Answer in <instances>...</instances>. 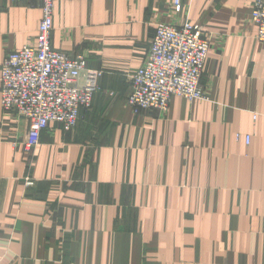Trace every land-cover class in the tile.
Segmentation results:
<instances>
[{
  "label": "crops",
  "instance_id": "crops-1",
  "mask_svg": "<svg viewBox=\"0 0 264 264\" xmlns=\"http://www.w3.org/2000/svg\"><path fill=\"white\" fill-rule=\"evenodd\" d=\"M252 3H54L52 47L102 75L75 129L50 124L31 153L30 123L3 114L0 84V264H264V43ZM42 18L39 1L0 0V78ZM187 20L210 41L206 99L135 111L128 75L158 24Z\"/></svg>",
  "mask_w": 264,
  "mask_h": 264
},
{
  "label": "built area",
  "instance_id": "built-area-1",
  "mask_svg": "<svg viewBox=\"0 0 264 264\" xmlns=\"http://www.w3.org/2000/svg\"><path fill=\"white\" fill-rule=\"evenodd\" d=\"M26 1H39L43 18L35 43L5 57L0 84L3 114H17L30 123L25 152L31 153L50 124H59L66 132L75 129L81 111L93 105L102 73L88 69L85 55L52 47L53 5L62 0ZM180 3L175 0L174 6ZM252 9L257 39L264 43V0H253ZM204 36L201 26L190 20L181 26L158 24L145 64L128 75V103L135 111L165 113L174 96L190 102L206 99L202 78L210 41Z\"/></svg>",
  "mask_w": 264,
  "mask_h": 264
}]
</instances>
